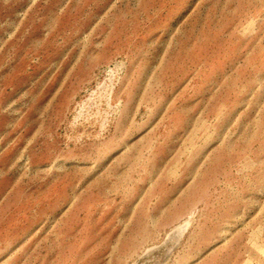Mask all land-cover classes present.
Listing matches in <instances>:
<instances>
[{
  "label": "rangeland",
  "instance_id": "obj_1",
  "mask_svg": "<svg viewBox=\"0 0 264 264\" xmlns=\"http://www.w3.org/2000/svg\"><path fill=\"white\" fill-rule=\"evenodd\" d=\"M0 264H264V0H0Z\"/></svg>",
  "mask_w": 264,
  "mask_h": 264
}]
</instances>
